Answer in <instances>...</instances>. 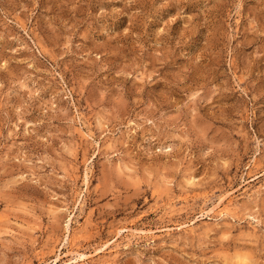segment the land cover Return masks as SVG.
Segmentation results:
<instances>
[{
	"label": "rangeland",
	"instance_id": "rangeland-1",
	"mask_svg": "<svg viewBox=\"0 0 264 264\" xmlns=\"http://www.w3.org/2000/svg\"><path fill=\"white\" fill-rule=\"evenodd\" d=\"M57 257L264 264V0H0V264Z\"/></svg>",
	"mask_w": 264,
	"mask_h": 264
},
{
	"label": "bare ground",
	"instance_id": "bare-ground-1",
	"mask_svg": "<svg viewBox=\"0 0 264 264\" xmlns=\"http://www.w3.org/2000/svg\"><path fill=\"white\" fill-rule=\"evenodd\" d=\"M225 203V200L224 199H220L219 200V202L217 203V204H215L213 207H212V209L210 210V213H212V212H216V209H219V208H221V206H223V204ZM222 214H224V212L223 211H221L220 212V216H222ZM226 214V213H225ZM121 230V229H120ZM133 234V233H132ZM114 243V242H113ZM85 257H87L86 255H84V254H77V257H76V255H75V257L74 258H72L70 261H72V260H78V259H81V260H83ZM59 259L61 260V257H57L52 263H54V264H56V262L57 261H59ZM85 260V259H84ZM75 264V263H74Z\"/></svg>",
	"mask_w": 264,
	"mask_h": 264
}]
</instances>
